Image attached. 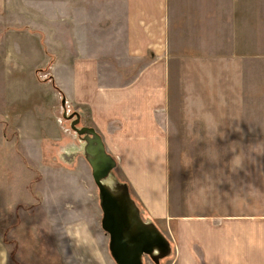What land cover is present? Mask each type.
<instances>
[{"label":"crops","instance_id":"crops-1","mask_svg":"<svg viewBox=\"0 0 264 264\" xmlns=\"http://www.w3.org/2000/svg\"><path fill=\"white\" fill-rule=\"evenodd\" d=\"M0 23L21 25L0 34L6 55H28L16 65L62 68L66 98L88 109L115 161L123 181L115 193L127 199L135 223L154 227L167 243L149 255L155 264H264L260 203L231 191L223 208L198 209L191 199L179 206L169 153V75L182 59L222 81V134L262 144L264 0H0ZM136 60L144 63L129 79L103 82V66L123 73ZM98 226L104 231L102 220ZM72 232L80 257L88 249L102 264L87 228ZM4 257L0 242V264Z\"/></svg>","mask_w":264,"mask_h":264},{"label":"rangeland","instance_id":"rangeland-1","mask_svg":"<svg viewBox=\"0 0 264 264\" xmlns=\"http://www.w3.org/2000/svg\"><path fill=\"white\" fill-rule=\"evenodd\" d=\"M8 28V32H19L21 25L0 23V34ZM7 57L11 61L1 63ZM25 57L16 51L6 55L0 45V242L7 244L4 262L97 264L90 250H80L83 257L76 251L72 227L79 226L91 234L102 264H117L110 251V235L98 226L103 211L90 162L97 141L92 132L82 131L92 128L89 111L66 98L62 68L46 65L31 70L25 61L15 64L14 60ZM50 58L57 62L63 57ZM111 58L112 67L117 68ZM143 63L136 60L123 73L103 66L102 80L120 83ZM177 64L169 75V153L171 176L179 185L178 205L184 207L191 199L198 209L223 208L225 193L237 191L254 206L260 203L258 209L264 213V136L257 146L252 137L223 135V87L217 86L222 81L211 73L192 70L188 59ZM103 183L116 192L123 181L112 168ZM143 257L145 264L154 263L148 254Z\"/></svg>","mask_w":264,"mask_h":264},{"label":"water","instance_id":"water-1","mask_svg":"<svg viewBox=\"0 0 264 264\" xmlns=\"http://www.w3.org/2000/svg\"><path fill=\"white\" fill-rule=\"evenodd\" d=\"M82 131L92 132L97 141V146L92 151L95 158L90 162L94 169L93 177L100 190L101 207L104 212L102 228L110 235L111 255L117 264H143V255L153 254L156 248L166 249L167 243L154 227L135 223L127 199H123L122 194L115 193L102 182L105 176L103 172L107 173L113 165L110 158L106 157L100 135L93 128L85 127Z\"/></svg>","mask_w":264,"mask_h":264},{"label":"bare ground","instance_id":"bare-ground-1","mask_svg":"<svg viewBox=\"0 0 264 264\" xmlns=\"http://www.w3.org/2000/svg\"><path fill=\"white\" fill-rule=\"evenodd\" d=\"M100 152V151H99ZM105 154H106V157L108 158H110V163H112V167L111 168H114L115 167V161H114V159L111 157V155H109L107 152H105ZM95 158V157H94ZM98 164L100 165V162H98ZM93 171H94V169H93ZM109 172H110V170L106 173L105 171L103 172V173H105V176H104V178L102 179V182H103V180L107 177V175L109 174ZM94 181H95V179H94ZM95 183H96V181H95ZM96 185H97V183H96ZM113 257V256H112ZM114 259V258H113ZM115 260V259H114ZM142 263L143 264H145V262H144V257H142Z\"/></svg>","mask_w":264,"mask_h":264},{"label":"flooded vegetation","instance_id":"flooded-vegetation-1","mask_svg":"<svg viewBox=\"0 0 264 264\" xmlns=\"http://www.w3.org/2000/svg\"><path fill=\"white\" fill-rule=\"evenodd\" d=\"M106 161V160H105ZM107 162V161H106ZM103 211V210H102ZM103 215H104V212H103Z\"/></svg>","mask_w":264,"mask_h":264}]
</instances>
